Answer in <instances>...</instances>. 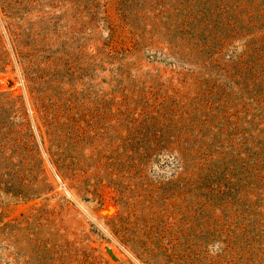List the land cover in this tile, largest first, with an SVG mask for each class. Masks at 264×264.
<instances>
[{
	"label": "rangeland",
	"instance_id": "1",
	"mask_svg": "<svg viewBox=\"0 0 264 264\" xmlns=\"http://www.w3.org/2000/svg\"><path fill=\"white\" fill-rule=\"evenodd\" d=\"M0 264H264V0H0Z\"/></svg>",
	"mask_w": 264,
	"mask_h": 264
}]
</instances>
